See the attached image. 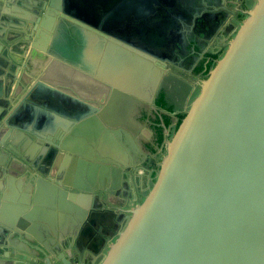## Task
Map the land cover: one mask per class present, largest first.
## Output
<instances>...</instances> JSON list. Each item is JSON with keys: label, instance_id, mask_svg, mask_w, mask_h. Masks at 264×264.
I'll list each match as a JSON object with an SVG mask.
<instances>
[{"label": "water", "instance_id": "1", "mask_svg": "<svg viewBox=\"0 0 264 264\" xmlns=\"http://www.w3.org/2000/svg\"><path fill=\"white\" fill-rule=\"evenodd\" d=\"M4 1L0 0V13H7L5 8L11 6L8 1V6L3 5ZM28 1L31 4L26 6L19 3L25 10L13 16L18 19L14 23L19 27L28 23L26 44L31 49L42 51L50 44V48L45 49L48 56L60 58L73 66L70 56L58 52L56 46L57 29H63L64 19H68L71 26H77L80 31L84 28L87 35L94 34L97 40L101 38L104 42V50L97 57L101 62L97 71L81 67L82 60L74 68H85L86 74L102 80L112 95L114 92L127 94L153 104L154 95L169 68L168 63L174 64L170 53H175V47L156 53L151 49L130 46L114 40L101 27L87 26L69 18L66 12L61 13L57 0ZM151 1L162 10L161 4ZM239 1H227L240 12L232 18L229 34L219 42L214 53L217 57L207 77L197 81L199 91L179 128L174 131L177 123L172 128L166 127L154 175L127 206L120 229L96 264H264V0H255L248 10L241 9ZM180 2L182 0L175 2L178 7L174 11L186 9ZM201 3L208 6L205 0ZM135 4H140V1ZM13 8L10 10L16 11ZM220 8L233 15L235 13L226 6ZM193 9L196 13H187L191 15L189 24L195 26L201 23L200 16L205 9L201 14H197V7ZM212 9L218 11L216 7ZM174 13L173 20H187L186 16H179V19ZM112 48L114 54L111 53ZM118 49L123 59L121 70L109 66L116 61ZM71 60L74 64L75 59ZM43 74L31 76L29 85L14 80L12 87L14 89L17 84L16 91L19 87L21 90L25 85L27 87L10 101H1L0 130H8L11 138L16 132L18 142L0 140V150L6 148L33 165L35 174L32 180L36 187L39 183L48 184L52 200L56 201L59 192L64 202L59 201L56 209L62 213L72 209L74 204L68 197L73 193H69L71 184L68 185L67 179H62L63 183L58 179L60 176L56 177L57 160H63L60 168L69 161L78 162L83 170L92 168L93 164L81 158L75 160L63 146L65 142H61L62 136L55 127L52 129L43 122L38 131L31 133L13 123L19 106H39L33 104V99L38 96L48 101L52 97L55 107L59 100L64 101L59 91L63 88L46 83L42 79ZM139 88L149 91V97L142 98ZM23 94H27L26 97H22ZM65 96V103L69 104L71 98V104L78 103L90 109L88 102ZM112 97L110 95V101ZM36 100L43 103L39 98ZM102 103L96 104L98 109L86 115L84 120L97 117L106 106ZM27 140L36 148L28 161L27 152H21ZM63 152L66 157L60 156ZM55 158L57 160L53 162ZM11 170L2 166L0 178ZM104 179L98 180L99 187ZM81 190L90 195L76 196L83 199L92 197L89 190ZM88 212L86 209L82 211L71 233L65 232L60 222L47 219L24 217V221L6 226L2 229L5 239L0 242V251L11 260L1 264H84L86 258L82 253L86 249L79 241Z\"/></svg>", "mask_w": 264, "mask_h": 264}, {"label": "crops", "instance_id": "2", "mask_svg": "<svg viewBox=\"0 0 264 264\" xmlns=\"http://www.w3.org/2000/svg\"><path fill=\"white\" fill-rule=\"evenodd\" d=\"M7 1L11 2L10 7L7 5ZM223 1L225 2L223 3ZM227 1L222 0L219 4L226 6L230 11H234V15L227 11H220L221 16L214 26H212V22L206 21L203 17H201V23H197L195 26L193 24L186 25L188 29L186 31L192 33L190 40L196 42L197 45L201 44V51L197 53V56L195 54L189 57L185 55L187 58L180 55L185 58L184 60H179L176 52L174 53L175 57L170 55L174 64L168 63L169 68L154 95L153 104L135 99L127 94L112 95L108 85L102 80L86 74L87 71H83L85 68L83 70L82 68H74L79 65L78 63L71 66L60 58L48 56L45 49L47 47L49 49L50 44L44 47L42 51L31 49L27 45L29 38L28 23L24 27H19L14 23L18 19L13 16L14 14H21L25 10L19 6V3L26 6L31 4L30 1H4L3 5L6 4L8 8H5L7 13L2 11L0 13V103H2L1 101H10V97L20 94L18 91L21 88L19 87L16 91L17 84L13 89L12 83L14 84L15 81L17 83L20 80L21 84L27 83L29 85V81H32L31 76L36 72L44 73L42 79L46 83L59 89L63 88L59 91H61L60 94L62 93L61 97L64 101L60 102L61 100H59L57 107L55 105L51 107L50 101L38 96L36 98L43 102L40 104L42 109H38L39 106L32 108L27 104L21 105L15 112V120L24 109L27 124L20 127L26 129L27 132L38 131L43 122L52 129L55 127V130L62 136L63 141L61 142H65L63 146L67 148L70 155L75 157V160H77L76 158L86 160L91 165L93 164V167H87L83 170L78 162L69 161L64 168H60L63 160L54 159L53 162L57 160L59 164L56 177L60 176L58 179L63 183L62 179L68 180V185L71 184L69 193H73L72 196H74L73 198H71L72 196L68 197L69 201H73L72 209L59 213L57 212L59 201L62 204L64 202L63 198H60L59 192L57 193V201L52 200L53 197L48 191V184L39 183V187H36L32 180L35 170L32 169L31 163L22 161L21 158L16 157L6 148L0 150V168L3 166L13 169L8 174H3V178H0V242L5 239L2 229L13 223L24 221V217L31 218L30 220L47 219L54 220L56 223L60 222L59 224L65 227V232L71 233L75 229L77 218L80 217L82 211L86 209L88 212L90 209L91 212L89 211L87 215V223L81 229L79 242H81V247L86 249L85 253L82 250V256L84 259L86 258L84 264L97 263L120 229L127 206L134 198L138 197V191L145 187L154 175L160 158L166 127L172 128L179 121L180 116L187 113L191 101L197 95L194 96L198 87L197 81L203 78L195 74L196 65L205 61L209 54L214 55V53L209 52V49L212 48V42L215 38L221 41L229 34L232 18L240 12L235 9L233 4H227ZM205 2L208 6L203 5L202 7L205 10L206 8L209 9L206 12L218 16V11L212 9L213 6H217L216 0H205ZM239 2L241 9L248 10L251 8L249 4L255 3V0H241ZM37 3L39 2L37 1ZM12 7L16 11L10 10ZM206 30L209 34H206V38H202L201 32L205 33ZM56 44L58 52L61 53V49H64L62 43L57 41ZM197 45H194L196 49ZM194 52L192 48L191 53ZM58 55L60 54L58 53ZM81 62V67L95 68L96 71V68L101 66L100 58ZM179 81L185 82L189 88L187 91L184 89L181 94L178 92ZM24 87L26 88L27 85ZM25 88L21 91L23 92ZM139 89L141 90V88ZM149 94V91L141 90L139 95L142 98H148ZM26 95L23 94L22 97H26ZM65 95L88 102L90 109L78 103L73 102L71 104V98L68 101L69 104L65 103ZM110 95L113 96L112 100H116L110 101ZM107 99H109L108 102ZM160 100H163L164 107L158 105ZM102 101V105L106 104L103 111L97 114L95 118L84 120L86 115H89L94 109H98L96 104H100ZM0 108H2L1 104ZM37 115H39L38 119H36ZM167 120L169 123L165 125ZM13 123L16 124L15 121ZM16 137H18L16 132L11 138L8 130H0V140L4 139L5 142L16 144L18 142ZM23 151L27 152L26 161H28L32 155L34 156L36 148L30 144V140H27L25 147L21 149V152ZM60 156L66 157L64 152ZM100 178H105L103 183L100 182L101 187H99L98 182ZM83 188L89 190L92 197L83 199L76 196L88 194L86 190L85 192L81 190ZM61 210H63V206H61ZM10 260L6 259L3 252L0 251V264Z\"/></svg>", "mask_w": 264, "mask_h": 264}, {"label": "rangeland", "instance_id": "3", "mask_svg": "<svg viewBox=\"0 0 264 264\" xmlns=\"http://www.w3.org/2000/svg\"><path fill=\"white\" fill-rule=\"evenodd\" d=\"M188 1L189 2L184 3L180 2V4L187 9L175 10L178 15L176 17H187L188 21L182 20V22L177 19L173 20L171 16L173 13L168 12L165 6H162V10H160L158 6L155 7V2L151 0L146 2L142 1L140 4H135L138 1L128 3L125 0H59L57 7L61 13L66 12L69 18L83 22L87 26L101 27L103 32L106 30L104 28H110V30H107V34L116 41L124 44L126 43L130 46L134 45L137 48L151 49L153 52H159L160 50L169 51L171 47H175V51H173L178 54V59L184 60L193 54L197 56V53L201 51L199 45L190 40L192 33L186 31V25H190V13H196L193 8L197 7L198 10L203 9L202 0ZM177 4L173 9L178 7ZM254 4V2H251L249 6L253 7ZM90 11H92V13H90ZM187 12L190 13L188 14ZM89 14H91V16H89ZM125 14L127 16L126 20ZM180 17L179 19H181ZM64 21H66L65 26L69 27L64 26L63 29H57L56 33V42L60 41L65 49H61V53L68 56L70 54L69 60L72 61L73 66L81 60L86 62L89 59H96L104 49V42L102 39L99 38V40H97L94 34L87 35L86 32H83L84 28L80 27L82 30L80 31L77 26H71L68 19H64ZM175 31H177V33H175ZM171 32L172 34H170ZM195 34H198V32H195ZM206 34H209L207 30L205 33L202 31L201 37L206 38ZM219 42L220 40L215 38L209 52L215 53V48H217ZM194 45H197V49ZM192 48L195 51L194 53H191ZM114 51L115 50L112 48L111 53L113 52L114 54ZM116 53L118 55L116 61H112L109 66L121 70L123 67V59L121 58L122 53L119 49ZM170 55L175 57L172 53H170ZM180 55H184V57L186 55L187 57L182 58ZM210 55L213 54H209V56ZM71 58L75 59L74 64ZM114 62H116V64H114ZM69 64L71 63L69 62ZM39 74L40 72H36L34 75L37 76ZM178 83V89H182V86L186 91L189 89L185 82L179 81ZM180 84H182V86ZM198 91L199 88L197 87L194 96ZM18 92L21 93L22 91L19 90ZM178 92L180 94L181 91L178 90ZM22 99L23 98H21V100ZM50 99L49 105L53 107L55 101L52 97H50ZM33 104H38L39 108L42 106L36 98L35 100L33 99ZM24 112L25 110L23 109V112L16 118L15 122L17 126H25L27 124L26 114Z\"/></svg>", "mask_w": 264, "mask_h": 264}, {"label": "flooded vegetation", "instance_id": "4", "mask_svg": "<svg viewBox=\"0 0 264 264\" xmlns=\"http://www.w3.org/2000/svg\"><path fill=\"white\" fill-rule=\"evenodd\" d=\"M126 1V0H125ZM137 1H140V3L142 2V0H137ZM157 1V3H159V4H161L162 6H165V5H163L162 4V2H160L159 0H156ZM222 0H216V2H217V6H216V8L218 9V12H217V15L218 16H214V15H212L211 13H207L206 11H209V9L208 8H206V10H205V13H203V15L201 16V17H203L206 21H209V22H212V26H214L215 24H217V22H218V18L221 16V13H220V11H224V10H222L220 7L221 6H223V5H220L219 3L221 2ZM182 2L184 3V2H189L188 0H182ZM225 1H223V3H224ZM213 4H214V2H213ZM167 9L168 8H170L169 6H165ZM173 8V7H172ZM213 8H215V6H213ZM187 9V8H186ZM202 10H204V8L203 9H199L198 11H197V14H201V12H202ZM168 12H171V11H169L168 10ZM90 13H92V11H90ZM86 15V14H85ZM173 15V14H172ZM171 15V16H172ZM87 16V15H86ZM89 16H91V14H89ZM87 18H88V16H87ZM126 18H127V16H126V14H125V20H126ZM126 22V21H125ZM104 29H106L104 32L105 33H108L107 32V30H110V28H108V27H106V28H104ZM172 34V33H171ZM199 45V48H201V44H198ZM200 65V64H199ZM199 65L197 64L196 65V67H195V69L196 68H198L199 67ZM181 86H182V84H180ZM181 92H180V94L182 93V92H184V87L182 86V89H179Z\"/></svg>", "mask_w": 264, "mask_h": 264}, {"label": "trees", "instance_id": "5", "mask_svg": "<svg viewBox=\"0 0 264 264\" xmlns=\"http://www.w3.org/2000/svg\"><path fill=\"white\" fill-rule=\"evenodd\" d=\"M216 57H217V55L208 56V58L205 61H203L199 65L198 68L195 69V71H194L195 74L201 76L202 78H206L210 68L213 65L214 59H216ZM158 105L161 106V107H164L163 100L158 101ZM184 117H185V115L180 116L179 121L177 122L174 131H176L179 128V126H180V124H181V122H182ZM168 123H169V120L165 121V125H167Z\"/></svg>", "mask_w": 264, "mask_h": 264}, {"label": "bare ground", "instance_id": "6", "mask_svg": "<svg viewBox=\"0 0 264 264\" xmlns=\"http://www.w3.org/2000/svg\"><path fill=\"white\" fill-rule=\"evenodd\" d=\"M159 1L162 2L163 5L169 6L170 8H168V10L171 11V13H173V15L175 14L174 13L175 11L172 7H174L176 5L175 2L177 0H159ZM114 94H116V96L120 95V93H115V92H114Z\"/></svg>", "mask_w": 264, "mask_h": 264}]
</instances>
